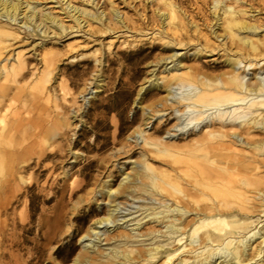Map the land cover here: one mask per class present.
<instances>
[{
	"label": "rangeland",
	"instance_id": "374dc122",
	"mask_svg": "<svg viewBox=\"0 0 264 264\" xmlns=\"http://www.w3.org/2000/svg\"><path fill=\"white\" fill-rule=\"evenodd\" d=\"M30 1L31 8L24 5L22 12L29 16L37 13L38 32L21 15L16 25L12 24L18 37L3 57L12 55L7 62L11 66L21 53L28 72L34 73L43 69L45 54L52 57L53 53L56 66L48 89L70 125L53 139L42 134L35 147L32 135L26 141L14 139L22 149L31 150L17 165L10 159L5 166L0 163V264H73L91 241L99 244V251L111 247L106 239L113 224L99 236H87L94 221L109 211L108 198L98 192V184L112 175V186L117 189L123 174H133L134 163L139 166L144 162L143 154L159 170L176 169L193 151L195 141L212 129L209 125L215 117L185 127L182 114L186 108L178 104L182 92L175 85L170 93L162 78L169 74L166 66L171 69L177 58L182 71L199 70L211 79L224 74L230 67L218 42L226 43L227 37L220 28L218 34L223 38L217 42L205 24L209 21L212 25L214 20V0H174L183 12L186 10L189 20L199 16L195 21L210 37V49L203 53L198 50L205 49V37L194 31L184 34L182 44L168 46L161 19L167 11L162 0H66L74 12L66 7V1ZM260 1L245 0L246 9L251 11L249 22L264 23ZM52 16L66 30L52 24ZM263 36L264 31L256 38ZM210 51L215 55L208 57L213 54ZM174 54L177 56L171 58ZM243 76L246 82H256L264 78V70L246 71ZM156 81L162 87L150 88ZM26 94L24 91L21 98ZM10 96H14L13 91ZM52 106L51 100L47 111L52 112ZM11 119L9 115L7 121ZM44 125L46 130L49 122ZM140 128L145 131L142 136L135 132ZM223 130L229 132V128ZM256 135V139H264L260 131ZM146 138L156 145L147 146ZM140 205L142 201L126 208L122 205L118 218L124 223L140 215L136 213ZM131 212L135 213L127 215ZM96 237H101V244Z\"/></svg>",
	"mask_w": 264,
	"mask_h": 264
},
{
	"label": "bare ground",
	"instance_id": "6f19581e",
	"mask_svg": "<svg viewBox=\"0 0 264 264\" xmlns=\"http://www.w3.org/2000/svg\"><path fill=\"white\" fill-rule=\"evenodd\" d=\"M162 2V8L167 11L161 19L168 46L174 42L180 44L185 33L194 31L206 40L202 45L205 49H199L198 53L207 52L210 37L195 21L199 16L191 21L186 10L183 12L174 0ZM244 2L214 0L212 25L205 21L217 42L222 37L218 29L225 31L227 42H218V46L227 57L225 62L230 70L211 79L199 70L182 71V62L177 58L173 60V70L166 66L169 74L162 78L170 93L175 85L182 92L178 104L186 108L182 114L185 127L215 117L209 125L212 129L195 141L193 151L176 169L159 170L143 154L144 162L139 166L134 163L133 174L124 173L117 189L112 186V175L98 184V192L108 198L109 211L94 221L87 236L91 237V233L99 236L101 230L113 224L112 229H107L106 239L111 247L99 251L96 250L99 244L91 241L73 264H264V139H256V131L264 134V78L246 82L243 76L246 71L264 70V36L256 38L264 31V23L247 20L251 11ZM236 4L241 8H236ZM24 5L29 10L32 2L0 0V163L4 166L9 159L12 165H17L30 149H22L14 139L22 137L26 141L32 135V147H35L42 134L48 133L53 139L70 125L57 98L48 89L56 66L53 53L52 57L45 54L43 69L34 73L28 72L21 53H17L11 66L7 62L12 55L3 57L11 41L18 37L12 24L16 25L21 15L38 32L37 13L34 11L29 16L22 12ZM66 7L71 11L70 4ZM259 7L264 10V0ZM50 19L52 24L66 30L56 17ZM210 52L213 54L208 57L215 55L214 51ZM60 86L66 90L63 82ZM149 87H162V84L156 81ZM24 91L27 94L21 98ZM66 96L65 93L64 100ZM51 100L52 112L47 111ZM9 115L11 122L7 121ZM46 121L49 125L43 130ZM227 128L229 132L223 130ZM135 132L142 136L145 131L140 128ZM243 137L246 139L242 140ZM146 140L147 146L156 145L149 138ZM40 154L44 158L45 153ZM137 201H142L136 211L141 214L122 223L118 218L122 209ZM96 238L101 244V237Z\"/></svg>",
	"mask_w": 264,
	"mask_h": 264
}]
</instances>
